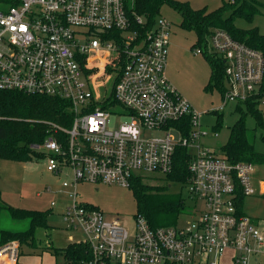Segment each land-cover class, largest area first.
<instances>
[{"label":"built area","instance_id":"1","mask_svg":"<svg viewBox=\"0 0 264 264\" xmlns=\"http://www.w3.org/2000/svg\"><path fill=\"white\" fill-rule=\"evenodd\" d=\"M131 1L0 0V89L68 105L69 125L54 124L62 134L37 148L47 170L64 176L63 227L80 230L83 239L76 242L88 246L89 255L75 264H222L227 254L232 264H247L264 254L260 222L236 207L238 191L255 192L254 164L233 163L200 141L206 134L200 112L166 77L170 23L158 19L138 27L143 22L131 18ZM206 48L224 63L219 108L257 92L264 71L260 51L220 28L212 30ZM97 51L107 53L106 62L88 61V53ZM110 74L111 88L95 96L93 82ZM111 114L127 119L109 126ZM179 146L190 154L188 176L169 182ZM134 177L163 178L184 188L193 203L187 207L190 222L151 227L134 214L128 227L77 198L80 183L129 187ZM18 255L17 240L12 234L3 239L0 231V264H17Z\"/></svg>","mask_w":264,"mask_h":264},{"label":"trees","instance_id":"2","mask_svg":"<svg viewBox=\"0 0 264 264\" xmlns=\"http://www.w3.org/2000/svg\"><path fill=\"white\" fill-rule=\"evenodd\" d=\"M162 4L177 8L181 14L180 26L195 31L196 38L191 48H200L210 66L206 89L215 88L220 93L223 89V60L206 48L214 28L223 29L235 40L260 51L264 59V34L257 26L244 28L234 22L236 18L250 22L259 13V6H264V3L257 0H222L217 7L208 9L206 6L193 8L184 0H132L129 10L131 18L136 21L137 16L141 17L143 23L137 26L149 28ZM263 99L264 71L257 92L247 100L236 103L238 117L229 127L227 140L219 149L233 163L246 161L264 165V152L254 148V131L245 124L246 116L251 115L255 121L254 129L261 130L259 137L264 141L263 113L257 106ZM212 112L216 115L213 130L217 132L222 125V114L215 110ZM69 121L68 105L60 99L0 89V158L26 162L44 157L45 153L37 146L50 136L62 134L55 129L54 124L68 126ZM189 158L190 154L185 146L176 148L172 170L166 175L169 182L174 179L186 180ZM167 185H152L140 177H134L130 182L129 188L136 201L135 214L144 216L151 227L176 226L179 217L187 211L182 193L169 190ZM261 195L264 196V191ZM244 198L245 195L238 191L236 207L239 213H243ZM49 213L50 209H30L4 203L0 195V220L8 217L16 228V231L0 230L1 237L4 239L6 235L12 234L18 242L19 254L23 246L37 248L39 243L35 231L39 227L49 226ZM254 220L259 221L257 218ZM45 247L50 248L55 255H61L64 264H75L89 255L88 246L82 242L71 241L63 247H54L52 244Z\"/></svg>","mask_w":264,"mask_h":264},{"label":"rangeland","instance_id":"3","mask_svg":"<svg viewBox=\"0 0 264 264\" xmlns=\"http://www.w3.org/2000/svg\"><path fill=\"white\" fill-rule=\"evenodd\" d=\"M193 8L206 6L208 9L217 7L222 0H184ZM264 3V0H257ZM155 21L158 19L167 20L170 23L169 45L165 62V73L170 83L183 95L192 105L195 111L200 112V126L206 134L200 141L214 150H219L221 145L227 140L229 127L237 119L235 111L236 102H227L222 105V99L217 89H206L210 66L202 52H196L191 48L196 38L193 29H186L180 26V11L172 5L162 4L154 15ZM236 25L244 28L257 26L264 34V6H259V13L252 17L250 22L243 18L234 20ZM107 53L97 51L88 53V61L91 63L106 62ZM112 74L102 80H96L92 84L95 96L103 93L104 89L111 88ZM258 108L262 111L264 121V103H258ZM216 110L222 114L221 127L214 134L213 125L216 122V115L212 112ZM127 119L124 115L109 116V126H116ZM245 124L254 131V148L264 152V141L260 139L261 130L255 128V121L251 115L245 118ZM148 135L161 134V132L148 131ZM45 157L33 159L31 161H13L0 158V195L4 203L17 207L30 209H50L47 217L48 227H39L35 231V236L39 247L30 249L22 247L18 255L17 264H64L61 255H55L50 248L45 246L63 247L71 241L83 239L80 230L65 229L61 221V213L68 202L66 193L61 187L62 174L55 175L46 168ZM145 182L152 185H167V180L163 178L154 179L146 177ZM251 182L254 186V194L247 195L243 199L242 211L247 216L257 218L259 225L264 229V196L261 195L264 184V165H254L251 174ZM50 188L51 191H46ZM167 188L171 191H180L184 198L185 206L193 207V203L187 199L186 190L179 185L172 183ZM77 198L81 202L87 203L99 209L106 218H118L120 222L128 227L133 222V215L136 212V201L132 191L127 186L118 184H98V187L91 183L83 182L77 186ZM51 201L55 202L51 206ZM192 214L188 211L183 213L178 224L184 225L192 219ZM5 220H0L1 226L9 227ZM5 223V224H4ZM255 257V256H254ZM250 257L247 264H264V254L258 255V262ZM224 264H232L224 262Z\"/></svg>","mask_w":264,"mask_h":264},{"label":"crops","instance_id":"4","mask_svg":"<svg viewBox=\"0 0 264 264\" xmlns=\"http://www.w3.org/2000/svg\"><path fill=\"white\" fill-rule=\"evenodd\" d=\"M262 191H264V184H263V188H262ZM5 216H7L6 214H5ZM5 219V223L7 224V225H9V227H5V226H1V222H0V230H5V232L6 231H16L15 229V226H14V223L8 218V217H5L4 218ZM4 223V224H5ZM228 255L229 254H227L224 258H223V260H222V264H224V262H230V263H232L231 261H230V259H229V257H228ZM258 256V255H257ZM257 256H255L254 257V261H256V262H258V257ZM250 261V258H249V260H248V262ZM247 262V263H248Z\"/></svg>","mask_w":264,"mask_h":264}]
</instances>
